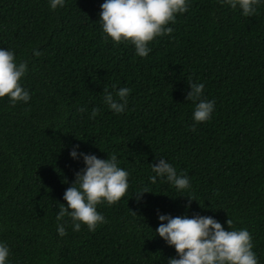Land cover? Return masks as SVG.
Instances as JSON below:
<instances>
[{
  "label": "trees",
  "instance_id": "16d2710c",
  "mask_svg": "<svg viewBox=\"0 0 264 264\" xmlns=\"http://www.w3.org/2000/svg\"><path fill=\"white\" fill-rule=\"evenodd\" d=\"M102 2L51 10L49 0H0V48L28 61L21 84L30 92L27 103L0 98V241L12 264H162L176 252L155 234L158 212L210 215L225 229L231 219L264 264V4L243 16L222 0H190L169 22L174 31L140 57L102 32ZM189 80L214 99L207 121L193 120ZM105 87L130 88L124 112L103 104ZM94 106L100 114L90 119ZM76 144L99 158L115 153L129 187L97 205L107 222L95 231L68 223L59 236L57 201L66 204L63 192L83 167L69 156ZM161 156L189 176L190 189L149 181ZM145 186L152 192L136 199ZM186 195L196 199L187 208Z\"/></svg>",
  "mask_w": 264,
  "mask_h": 264
},
{
  "label": "clouds",
  "instance_id": "9594fccd",
  "mask_svg": "<svg viewBox=\"0 0 264 264\" xmlns=\"http://www.w3.org/2000/svg\"><path fill=\"white\" fill-rule=\"evenodd\" d=\"M222 2L231 9H239L243 16L253 15L256 6L264 4V0ZM65 3L66 0H49V8H63ZM189 3L190 0H103L98 20L102 32L112 41L130 42L135 53L145 57L151 51L149 42L154 37L172 33L174 28L168 26L169 22L174 24L176 14L184 13ZM32 55L40 56L41 52L33 48ZM27 71V60H17L12 49L0 48V98L7 95L9 103L13 105L18 101L27 103L30 92L21 84V78ZM188 85L185 99L195 102L192 112L194 122L209 120L215 106L214 99L201 98L204 91L202 82L189 80ZM112 87L115 88V85ZM103 92V104L109 110L116 114L125 111L130 88L119 87L113 93L105 87ZM77 111H87L86 106H79ZM99 114L100 108L95 106L88 113L90 119H95ZM190 127L194 128L195 124ZM69 156L74 160L82 158L83 167L74 173V180L63 192L62 199L66 204L57 201L56 231L59 236L67 235L68 223H71L73 231H79L82 224L89 231H95L99 224L107 222L105 216L97 211V205L102 201L108 204L117 202L129 187V172L119 166L115 153L99 158L94 153L83 152L76 144L69 149ZM151 171L155 174L148 177L152 183L159 177L179 192L191 188L189 176L178 173L173 164L163 156L156 163H151ZM146 192L152 191L145 186L134 192L136 199L139 200ZM186 196L187 208L191 200L196 199ZM65 217L69 219L66 220ZM157 219L161 223L155 228V234L176 252V256L162 259V264H258L250 232L246 228L230 227L233 224L231 219L225 221L227 229L210 215L173 216L158 212ZM9 255V245L0 241V264H12Z\"/></svg>",
  "mask_w": 264,
  "mask_h": 264
}]
</instances>
